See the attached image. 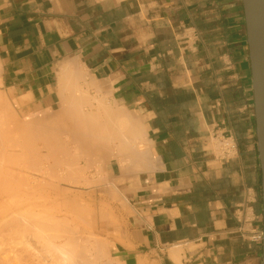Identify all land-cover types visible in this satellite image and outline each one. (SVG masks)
<instances>
[{"label": "crops", "instance_id": "obj_1", "mask_svg": "<svg viewBox=\"0 0 264 264\" xmlns=\"http://www.w3.org/2000/svg\"><path fill=\"white\" fill-rule=\"evenodd\" d=\"M0 63L24 111L102 133L87 157L117 196V264H261L241 0H0Z\"/></svg>", "mask_w": 264, "mask_h": 264}, {"label": "bare ground", "instance_id": "obj_2", "mask_svg": "<svg viewBox=\"0 0 264 264\" xmlns=\"http://www.w3.org/2000/svg\"><path fill=\"white\" fill-rule=\"evenodd\" d=\"M76 75H74V79L76 78L75 77ZM71 76H69V78L67 79V80H69L70 81V79H72L73 80V78H70ZM78 79V78H77ZM66 80V81H67ZM71 82V81H70ZM74 83H75V81H73ZM66 84H68V83H65V85ZM75 85V84H74ZM73 85V86H74ZM80 86V85H79ZM75 87V86H74ZM67 88H69L68 86H67ZM78 88V87H77ZM74 89V88H73ZM72 88L71 89H69L70 91H71V93H73V90ZM66 90H68V89H66ZM73 90V91H72ZM75 90H77V89H75ZM69 91V92H70ZM77 92H80V91H78L77 90ZM62 93V92H61ZM70 93V94H71ZM75 93V92H74ZM81 93V92H80ZM79 93V94H80ZM83 93V92H82ZM81 93V94H82ZM85 93V92H84ZM4 94V93H3ZM78 94V93H77ZM76 94V95H77ZM80 94V95H81ZM5 95V94H4ZM61 95V94H60ZM59 95V96H60ZM72 95V94H71ZM70 95V97H71V100H72V103H70L71 101H70V97H69V99H68V102L70 103H68V102H65V103H68V106L69 107H71V105L74 103H76V102H81V101H74L73 99H75V98H73L72 96H74V94L71 96ZM75 95V96H76ZM65 96V95H64ZM84 96V95H83ZM61 97H63V96H61ZM77 97H78V95H77ZM84 98V97H83ZM5 99H7V98H5ZM66 98H64V99H61V100H65ZM79 99V98H78ZM77 99V100H78ZM85 99V98H84ZM82 100V99H81ZM1 101V100H0ZM66 101V100H65ZM83 101H85V100H83ZM83 101L81 102V103H79V104H82L83 103ZM2 102V101H1ZM63 102V101H62ZM3 103V102H2ZM1 103V104H2ZM10 103V102H9ZM78 104V105H79ZM63 105H64V103H63ZM62 105V106H63ZM78 105H77V107H78ZM83 105V104H82ZM8 106V105H7ZM61 106V105H60ZM67 106V107H68ZM73 107H72V109H75L76 108V105H75V108H74V105H72ZM88 106V105H87ZM0 107H2V106H0ZM66 106H65V109H67L66 111H70V112H68V115L69 116H71V115H73L72 117H69L71 120H72V122L73 123H75V125H71L72 127H64L65 128V130L63 131L60 127V130H62L64 133L63 134H66L65 133V131L67 132H69V133H71L70 134V136H69V138H68V143H67V141H66V143H65V141L64 142H60V141H58V140H56V139H54V138H56V135L54 134L55 132H52L53 130H52V128L54 127L52 124H51V126H53V127H50V125H47V124H49L51 121H49V122H47L46 120H44L45 118L44 117H41V118H37V119H28L27 120V122L26 123H23V121H22V119H20L19 117H20V115H19V117L18 116H14V114H12V112H9L8 113V111H6V110H1V108H0V110L2 111V113L3 114H1V115H3V116H0V201H3V199L5 198L4 197V195L5 194H9V192H12L13 190L15 191V189H23L22 191H24L25 193H20V191H18L19 192V194H17L16 192L14 193V194H17V198H18V196H19V200H20V195H21V197H22V194H26L25 196H24V198L26 197V199H27V204L29 205V207L30 208H32L33 206H39V205H42V204H39L38 202H37V204H35L36 202H35V200H33V198L34 199H36V197L39 195V194H41V192H42V189H41V187L42 188H46V189H48L49 191L47 192V190H46V196L49 198L50 196H52L53 198L52 199H50V200H48L46 203H47V205L46 206H44V208H43V206H41L42 208H43V211H40V213H39V211H37L38 213H36V212H34L33 210H31V212H27V211H25L26 213L25 214H22V213H24V212H19V213H17V211L16 210H18L17 208L18 207H14V208H7V207H3V205H1L0 206V219H4V221H5V223L7 224V223H10V224H12L13 225V221L16 219V221H18L17 220V218H14L17 214H18V218L19 217H21L25 222H26V224L28 225V227L26 228V229H24L23 231H25L26 233L25 234H27L26 236L27 237H29V238H26L27 239V241L29 242H27L29 245H30V247H32L33 245V243H31V241H33L34 242V240H35V242L38 244V245H40L41 247H40V250H41V256H39L38 257V253L36 254L35 253V255H36V258L38 259V260H40V263L42 264V262L43 261H47V262H43V264H48L50 261V263L49 264H101V263H103L105 260H107V259H105L103 262H100L99 261V258H100V256H101V254H102V256L101 257H103V256H105V254H103L102 252L104 251V248H102L101 246H104V245H101L102 243H100V240L98 241V242H96V240H97V238H96V240H95V242H93V244L91 245L92 247V253H90V242L88 241V239L87 238H84V240H82V242L80 243V241H79V236L77 237V236H74V235H72V232H73V230L71 231L70 230V228L71 229H73L70 225H68V223H66V219H69V218H71V217H74L73 219H76V218H78L79 219V217L80 218H83L84 220L86 219V220H89V216H88V212H89V210H85V209H87V207H85V206H82V203H80L81 205H79V203H78V205L79 206H82L83 208H85V209H83L82 207H78V205H76V203L74 202L75 200H69V199H73V197L72 198H67L66 196L68 195V194H66V191H69L70 189L69 188H67V189H65V187L64 186H62V187H59V185H57V184H52V183H47V181L45 182V185H44V182H41V181H39L38 179V177L39 176H36V175H27V174H25V173H22L23 171H25V172H35L36 174H41L42 173V171H43V169L41 170V165H43V166H45V169H44V171H46L47 173L48 172H52L53 171V173L55 174V172L57 171V170H59V168H57V167H62L64 170H66V173L68 172V174L69 175H66V176H69V178H68V180H70L69 182H71V183H77V181H78V179L80 178H82L83 176H81V177H77V176H80V174L82 175V173H83V165L81 166L80 164V162H79V160L80 159H78V158H75V160H74V158L72 157V155H74V154H72V152H76L78 149L80 150V152L81 153H79L78 151V153H79V156L80 155H88L87 153V150H88V147L89 146H91L90 144L88 145V143H90L89 142V140L91 139V138H95V139H100L101 140V138L100 137H102L101 136V134L100 133H98L96 136H98V137H94V135H95V133H92L91 131H89V130H87L86 129V127L83 125V124H85V123H81V122H87V121H83V119H85V118H83L84 116L85 117H87L86 115H84V116H82V114L81 115H76L77 116V118L76 117H74L75 115V113L74 114H69V113H71V108H69V109H71V110H68V108H67ZM79 108V107H78ZM81 108V107H80ZM2 109H6V108H2ZM62 109V108H61ZM64 109V108H63ZM82 109V108H81ZM80 109V110H81ZM84 109V108H83ZM76 110V109H75ZM53 111V110H52ZM65 111V112H66ZM86 111V110H85ZM72 112H74V111H72ZM80 112V111H79ZM79 112L77 111V114H79ZM11 113V114H10ZM14 113V112H13ZM54 113V112H53ZM81 113H82V111H81ZM55 114V113H54ZM57 114V113H56ZM84 114V113H83ZM32 115H36V114H32ZM67 115V114H66ZM95 115V114H94ZM52 117V116H51ZM73 117L74 118H76V120L74 119V121H73ZM79 117V118H78ZM82 117V118H81ZM98 117V116H97ZM105 117V116H104ZM81 118V119H80ZM48 119V118H47ZM54 119V118H53ZM62 120H64V122H68V120H70V119H68V117H66V118H61ZM60 120V119H59ZM82 120V121H81ZM86 120V119H85ZM79 121H81V122H79ZM99 121H101V120H99ZM43 122H45V126L43 125ZM61 122V121H60ZM77 122V123H76ZM52 123H54V122H52ZM63 123V122H62ZM61 124V123H60ZM88 124V123H87ZM90 124V123H89ZM10 126H12V127H10ZM60 126V125H59ZM69 126V125H68ZM50 127V128H49ZM57 127V126H56ZM88 127V126H87ZM55 128V127H54ZM116 128V127H115ZM67 129V130H66ZM91 129V128H90ZM93 129V128H92ZM97 129V128H96ZM110 129V128H109ZM109 129H108V132H109ZM59 130V129H58ZM8 131H11V133L10 132H8ZM119 131V130H118ZM12 132H14V133H12ZM57 132H59V134L61 133L60 131H57ZM56 132V133H57ZM94 132V131H93ZM107 132V133H108ZM112 132V131H111ZM54 135H53V134ZM120 133H121V131H120ZM12 134H16L17 136H15L16 137V141H15V138H13V136H12ZM58 134V133H57ZM62 134V135H63ZM72 135V136H71ZM59 137V136H58ZM66 137V136H65ZM116 137V136H115ZM114 137V138H115ZM125 137V136H124ZM142 137H143V135H142ZM17 138H19V139H21L22 141H21V143L20 144H18V142H17ZM63 138V137H62ZM71 138V139H70ZM130 138V137H129ZM58 139V138H57ZM59 139H60V137H59ZM67 139V138H66ZM106 139V138H105ZM127 139V138H126ZM131 139V138H130ZM145 139V138H144ZM97 140H91V143H92V141H94V144H100L101 143V141L99 140V142L97 141ZM107 140V139H106ZM125 140V139H124ZM3 141V142H2ZM95 141H97V143L95 142ZM111 141V140H110ZM118 141V140H117ZM122 142V141H121ZM124 142V141H123ZM222 142L224 143V146H225V148L226 149H228L229 150V152H231V146H232V143H231V139H224V140H222ZM112 143V142H111ZM6 146H8L7 148H9V147H17L18 148V151L16 150H14V151H10L9 149H7V150H9V151H7L6 150ZM76 146H78V148H77V150H76ZM95 146V145H94ZM94 146H92V147H89V148H92V150H93V148H94ZM14 147V148H15ZM100 147H102V145L100 146ZM72 148L75 150H73L72 152H71V150H72ZM103 148V147H102ZM96 149H98V147L96 148ZM99 149H101V148H99ZM12 150V149H11ZM44 150H46L47 152V154H43L45 151ZM90 150V149H89ZM91 150V151H92ZM104 150H105V147H104ZM113 150V149H112ZM224 150V149H223ZM44 151V152H43ZM99 151V150H98ZM97 151V152H98ZM103 151V150H102ZM119 151H121V150H119ZM76 152V153H77ZM95 152V151H94ZM96 152V153H97ZM104 152V151H103ZM107 152V151H106ZM105 152V153H106ZM122 152V151H121ZM75 153V155L74 156H76V155H78V153L76 154ZM89 153H93V152H90L89 151ZM104 153V154H105ZM108 153H109V151H108ZM108 153H106V154H108ZM137 153V152H136ZM139 153V152H138ZM137 153V154H138ZM49 154V155H48ZM111 154V153H110ZM140 154V153H139ZM138 154V155H139ZM57 155H60V157L61 158H63V161H58V158L57 157H59V156H57ZM90 155V154H89ZM94 155V154H93ZM101 155H102V152H101ZM100 155V156H101ZM121 155V154H120ZM122 155H124V154H122ZM79 156H77V157H79ZM99 156V155H98ZM112 156V155H111ZM117 156V155H116ZM128 156V155H127ZM90 157V156H89ZM115 157V156H114ZM68 158V159H67ZM87 158V157H86ZM85 158V159H86ZM93 158V157H92ZM97 158V157H96ZM95 158V159H96ZM116 158V157H115ZM129 158V157H128ZM88 159V158H87ZM91 159V158H90ZM123 159V158H122ZM132 159V158H131ZM108 160V159H107ZM119 160V159H118ZM124 160V159H123ZM142 160V159H141ZM23 162V164L22 165H24L23 167H22V165H21V163H20V167H18V165H17V163L18 162ZM84 161V160H83ZM96 161V160H95ZM137 161V160H136ZM145 161V160H144ZM96 162H98V161H96ZM123 162V161H122ZM122 162H121V164H122ZM125 163H126V161H124ZM131 162V161H130ZM139 162V161H138ZM41 163V164H40ZM119 163V162H118ZM140 163V162H139ZM135 165V164H134ZM139 165V164H138ZM142 165V164H141ZM127 166V165H126ZM118 167H119V165H118ZM131 167V166H130ZM137 167V166H136ZM141 167V166H140ZM55 168H57V170L55 169ZM61 168V169H62ZM121 168V167H120ZM135 169V168H134ZM137 169V168H136ZM56 170V171H55ZM63 170V171H64ZM120 170V169H119ZM43 171V172H44ZM55 171V172H54ZM50 173H48V176L50 175ZM53 173H51V174H53ZM128 173V172H127ZM25 174V175H24ZM51 175V177L52 178H50V179H53L54 180V182H55V180H56V178H57V176H58V179L60 180V176L59 175H57V172H56V178H55V175ZM47 175V174H46ZM50 177V176H49ZM54 177V178H53ZM77 178V179H76ZM43 179V178H42ZM46 179V178H45ZM57 179V180H58ZM62 179L63 180H65V179H67V177L65 178V176L64 177H62ZM61 179V180H62ZM79 179V180H80ZM48 180V179H47ZM58 180V181H59ZM81 180H83V178L81 179ZM48 182H49V180H48ZM65 182H67L66 180H65ZM81 183V182H80ZM79 183V184H80ZM64 187V188H63ZM61 188H63L62 189V191L60 190ZM104 188V187H103ZM103 188H101V189H103ZM8 189H10V190H8ZM38 189H41V191L39 192V190ZM69 189V190H68ZM105 189V188H104ZM44 190V189H43ZM66 190V191H65ZM38 191V194H36L35 196H34V192H37ZM65 191V192H64ZM105 192V191H104ZM43 193H44V191H43ZM13 193H10V195H13V196H15ZM42 195V197H43V194H41ZM3 196V197H2ZM6 197H8V196H6ZM10 198H11V196H9ZM41 197V198H42ZM59 197L61 198L62 197V199L64 198H66V200L65 201H62V199H60L61 201H62V203L60 204V205H58V199H59ZM14 198V197H13ZM23 198V197H22ZM23 198V199H24ZM38 199L40 198V196L39 197H37ZM22 199V200H23ZM44 199V198H43ZM63 199V200H64ZM10 200V199H9ZM11 200H13V199H11ZM10 200V201H11ZM14 200H16L15 202L16 203H18V205H19V202L21 201H19V202H17V199L15 198ZM37 200V199H36ZM45 201V200H44ZM8 202V201H7ZM14 202V201H13ZM14 202V203H15ZM35 202V203H34ZM80 202V201H79ZM12 203V202H11ZM11 203H9V204H11ZM14 203H12V205L14 204ZM23 203V202H22ZM35 205H34V204ZM41 203V202H40ZM6 204H8V203H6ZM21 204V203H20ZM24 204V203H23ZM50 206H49V205ZM15 205V204H14ZM13 205V206H14ZM22 205V204H21ZM27 205V206H28ZM59 207V210L60 211H62V213L58 210V209H56V207ZM40 207V206H39ZM25 208V207H24ZM23 208V209H24ZM34 208V207H33ZM32 208V209H33ZM36 208V207H35ZM42 208H41V210H42ZM29 209V208H28ZM16 211V213H14L13 211ZM56 210V211H55ZM19 211V210H18ZM33 211V212H32ZM249 211V210H248ZM247 211V212H248ZM86 212L88 213V214H86ZM12 214V215H11ZM100 214V213H99ZM106 214V213H105ZM21 215V216H20ZM103 215V214H102ZM100 217V216H99ZM20 218V219H21ZM101 218V217H100ZM103 218V217H102ZM107 218V217H106ZM82 219V220H83ZM105 219V218H104ZM23 221V222H24ZM74 221V220H73ZM99 221H100V219H99ZM103 221V220H102ZM15 223V222H14ZM22 223V222H21ZM80 223H82L81 221H80ZM15 224H17V222L15 223ZM14 224V226H18L19 224H17V225H15ZM24 224V223H23ZM22 224V225H23ZM25 226V225H24ZM69 226H70V228H69ZM13 227V226H12ZM22 227V226H21ZM20 227V228H21ZM17 228V227H16ZM19 228V227H18ZM19 228V229H20ZM8 229V228H7ZM9 230H10V227H9ZM13 230V229H12ZM22 230V229H21ZM75 230H77V229H75L74 228V233H75ZM81 230V229H80ZM14 231H15V229H14ZM12 232V231H11ZM16 233H18V234H20V236L22 237V234L21 233H19L18 232V230L17 231H15ZM21 232V231H20ZM77 232H78V230H77ZM13 233V232H12ZM89 233V232H88ZM15 234V233H14ZM98 234V233H97ZM30 236H32L33 237V239L34 240H30ZM90 236V235H89ZM88 236V237H89ZM261 236H263V233L261 232ZM86 237V236H85ZM91 237V236H90ZM95 237H96V235H95ZM24 239V238H23ZM29 239V240H28ZM81 239V238H80ZM82 239H83V237H82ZM94 239V238H93ZM99 239V238H98ZM92 241V240H91ZM34 242V243H35ZM24 243V242H23ZM27 243H25L26 244V246L28 247V248H30L29 247V245H27ZM22 246H24L25 248H26V246L23 244ZM34 247V246H33ZM32 247V249L30 248L29 250L30 251H32L33 249H35V248H33ZM106 247V246H105ZM100 248L101 249H103L102 251L100 250ZM21 249V248H20ZM23 249V251H24V248H22ZM27 251H29L28 249H26ZM96 250H99V251H96ZM21 251V250H20ZM26 251V252H27ZM28 252V254H30V253H32V252ZM34 251V250H33ZM26 252L24 253V254H26ZM35 252V251H34ZM20 253H22V252H20ZM101 253V254H100ZM23 254V255H24ZM33 254V253H32ZM100 254V255H99ZM31 255V254H30ZM94 255V256H93ZM32 256H34V255H32ZM16 257V256H15ZM22 258V255H20L19 256V258ZM26 257H27V254H26ZM18 258V259H19ZM32 258V257H31ZM30 258V259H31ZM35 258V259H36ZM17 259V260H18ZM26 259H29V258H26ZM36 259V260H37ZM16 260V261H17ZM37 260V261H38ZM21 261V260H20ZM31 261V260H30ZM49 261V262H48ZM19 262V261H18ZM18 262H17V264H18ZM22 262V261H21ZM24 262V261H23ZM27 262V261H26ZM29 262V261H28ZM106 262V261H105ZM109 262V261H108ZM30 263H32V261L30 262ZM35 262H33L32 264H34ZM39 262H38V264H40ZM111 263V262H110ZM109 263V264H110ZM19 264H21L20 262H19ZM29 264V263H28Z\"/></svg>", "mask_w": 264, "mask_h": 264}, {"label": "rangeland", "instance_id": "obj_3", "mask_svg": "<svg viewBox=\"0 0 264 264\" xmlns=\"http://www.w3.org/2000/svg\"><path fill=\"white\" fill-rule=\"evenodd\" d=\"M0 72H1V63H0ZM5 95H4V94ZM5 98H7V99H5ZM0 100L3 102H1L0 101V106H2V107H0L1 108V110H6V111H8V113L9 112H12V114H14V116H18L19 117V115H20V119H22V121H23V123H26L27 122V120L28 119H37V118H41V117H44L45 119L44 120H46L47 122H49V121H51L49 124H47V125H50V127H53L52 128V132H55L54 134L56 135V138H54V139H56V140H58V141H60V142H64L65 141V143H66V141L68 140V138H69V136H70V134L71 133H69L68 131L66 132L65 131V133L66 134H63L64 132V130H65V128L64 127H72L71 125H75V124H70V123H68L67 121L66 122H64V120H62L61 118V116H54V115H46V116H44V115H32V114H30V113H28L26 110L24 111L23 109H22V106H21V102H20V100H18L15 96H13L11 93H8V92H6V90L4 89V88H2L1 87V85H0ZM10 102V103H9ZM2 103V104H1ZM8 105V106H7ZM2 108H6V109H2ZM0 110V116H3V115H1V114H3L2 113V111ZM14 112V113H13ZM253 113H254V109H253ZM11 114V113H10ZM52 116V117H51ZM67 116H64V118H66ZM48 118V119H47ZM54 118V119H53ZM60 119V120H59ZM61 121V122H60ZM52 122H54V123H52ZM63 122V123H62ZM61 123V124H60ZM45 124V122H43V125ZM51 124L53 125V126H51ZM46 125V124H45ZM44 125V126H45ZM60 125V126H59ZM69 125V126H68ZM57 126V127H56ZM10 127H12V126H10ZM49 127V128H50ZM63 130H60V128ZM59 129V130H58ZM67 130V129H66ZM57 131H60L61 133L59 134V132H57ZM8 132H10L11 133V131H8ZM58 134H57V133ZM12 133H14V132H12ZM53 134V133H52ZM53 134V135H54ZM63 134V135H62ZM17 136L16 134H12V136H13V138H15V141H16V137L15 136ZM60 137V139H59V137ZM66 136V137H65ZM72 136V135H71ZM63 137V138H62ZM58 138V139H57ZM67 138V139H66ZM71 139V138H70ZM253 140H254V143H255V146H256V136H255V120H254V138H253ZM21 139H19V138H17V142H18V144H20L21 143ZM69 141V140H68ZM68 141H67V143H68ZM3 142V141H2ZM89 142H91V140H89ZM212 144H213V148L217 151V153H219L220 155H222L223 156V154H221V152L223 151V149H225V146H224V143L221 141H219V139H213L212 140ZM8 146H6V150L7 149H9L10 151H18V148L17 147H9V148H7ZM90 147V146H89ZM88 147V150L89 149H91V148H89ZM77 148H78V146H76V150H77ZM231 148H232V146H231ZM12 149V150H11ZM75 149V148H74ZM73 148H72V150H71V152L74 150ZM9 150H7V151H9ZM9 151V152H10ZM14 151V152H15ZM45 151V152H44ZM43 152V154H47L48 152L46 151V150H44ZM75 151V150H74ZM79 153H81L80 152V150L78 149L77 150ZM76 151V152H77ZM90 151V150H89ZM231 151H232V149H231ZM47 152V153H46ZM75 152V153H76ZM77 152V153H78ZM233 152V151H232ZM75 153L74 152H72V154H74L75 155ZM76 153V154H77ZM79 153H78V155H76V156H74V155H72V157L74 158H78V159H80L79 160V162L81 163L80 165L82 166L83 165V173H82V175L80 174V176H77V177H81V176H83L82 178H83V180H81L80 178V180L78 179V181H77V183L75 184V183H71V182H69L70 180H68V178H69V176H66V175H69L68 174V172L66 173V170H64L62 167H57V168H59V170H57V168H55L56 170V172H57V175H59L60 177V180L58 179V176H57V178H56V172H55V174L53 173V171L51 172V173H53L54 175H55V178H56V180H55V182H54V180L53 179H50V178H52L51 177V175H53V174H51L50 172H48V173H50V177L48 176V173L46 172V171H44V169H45V166H43V165H41V170L43 169V171H42V173L41 174H36L35 172H25V171H23L22 173H25V174H29L30 176L33 174V175H36V176H39L38 178V180L39 181H41V182H44V185H45V182L47 181V183H52V184H57V185H59V187H62V186H64L65 187V189H67V188H69L68 190L69 191H66V194H68L66 197L67 198H72L73 197V199H69V200H75L74 202L76 203V205H78V203H79V205H81L80 203H82V206H85V207H87V209H85V208H83L82 206H79L78 205V207L80 208V207H82L83 209H85L86 211L87 210H89V214L86 212V214H88V218H89V220H84L83 218H80L79 217V219L78 218H76V219H73L74 217H71V218H69V219H66V223H68V225H70L73 229H71L70 228V226H69V228H70V230L72 231L73 230V232H72V235H74V236H79V241H80V243L82 242V240H84V238H87L88 239V241L90 242V253H92V244H93V242H95V240H96V238H97V240H96V242H98L99 240H100V243H102L101 245H104V246H101L102 248H104V251L102 252L103 254H105V256H103V257H101L102 256V254H101V256H100V258H99V261L100 262H103L105 259H107V260H105L103 263H101V264H109L110 262V264H117L116 262H115V260H114V258L112 257V254H111V250H110V244H111V242H110V238H111V236H112V233L114 232V230L116 229V225H117V221H116V218H115V215H114V213H112V209L117 205L116 203L117 202H115V199L117 198V196L116 195H114V194H107L106 192H104L101 188H102V179H101V174H102V164H100V163H96V164H90V162L88 161L89 159H90V157H87L86 155L84 156V155H80L79 156ZM49 155V154H48ZM230 155H231V153H230ZM256 155H257V149H256ZM57 156H59V157H57L58 158V161L60 160V161H63V158H61L60 157V155H57ZM77 156H79V157H77ZM90 156V155H89ZM88 159H87V158ZM75 158H74V160H75ZM86 158V159H85ZM68 159V158H67ZM257 159H258V157H257ZM84 160V161H83ZM20 163H21V165L23 164V162L21 161V162H18L17 163V165H18V167H20ZM41 164V163H40ZM24 165H22V167H23ZM62 168V169H61ZM64 170V171H63ZM257 171H258V205L260 206V208H261V198H260V183H259V173H260V169H259V161H258V169H257ZM24 174V175H25ZM47 174V175H46ZM28 175V176H29ZM32 175V176H33ZM65 176V178L67 177V179H65L67 182H65V180H63L62 179V177H64ZM43 178V179H42ZM46 178V179H45ZM54 178V177H53ZM49 180V182H48V180ZM59 181H58V180ZM62 179V180H61ZM77 179V178H76ZM46 180V181H45ZM81 182V183H80ZM80 183V184H79ZM63 187V188H64ZM63 188H61L60 190L62 191V189ZM41 189H42V192H41V194H43V197H42V195L41 194H39L37 197H39L40 196V198L38 199L37 197H36V199H34L33 198V200H35V204H37V202L39 203V204H42V205H39V206H33L32 208H30L29 207V205L27 204V199H26V197L24 198V196L26 195V194H22V197L24 198H22L21 197V195H20V200H19V196H18V198L16 197L17 196V194H19V192L18 191H20L21 189H15V191L13 190L12 192H9V194H5L4 195V199H3V201H0V206L1 205H3V207H7V208H14V207H18L17 209L19 210H16L17 211V213H19V212H24V213H22V214H25L26 212L25 211H27L28 213L29 212H31V210H35L34 212H36V213H38L37 211H39V213H40V211H43V208H44V206H46L47 205V201L48 200H50V199H52L53 197L52 196H50L49 198L46 196V190H47V192L49 191L48 189H46V188H42L41 187ZM41 189H38L39 190V192L41 191ZM44 189V190H43ZM46 189V190H45ZM8 190H10V189H8ZM23 190V189H22ZM20 191V193H25L24 191ZM43 191H44V193H43ZM64 191V192H65ZM17 193V194H14V193ZM10 193H13L15 196H13V195H10ZM36 194H38V191L37 192H34V196L36 195ZM24 195V196H23ZM6 196H8V197H6ZM9 196H11V198L9 197ZM3 197V196H2ZM14 197V198H13ZM42 197V198H41ZM1 198V197H0ZM17 199V202H19V205H18V203H16L15 201L16 200H14V199ZM44 198V199H43ZM11 199H13V200H10ZM23 199V200H22ZM60 199H62V197L60 198L59 197V199H58V205H60L61 203H62V201H65L66 200V198L63 200L62 199V201L60 200ZM45 200V201H44ZM110 200H111V203H113V204H111V205H113V207H110V205H109V202H110ZM8 201V202H7ZM15 203H14V202ZM80 201V202H79ZM14 203L13 205H12V203ZM24 204H23V203ZM41 202V203H40ZM6 203H8V204H6ZM9 203H11V204H9ZM22 205H21V204ZM33 203V204H34ZM34 204V205H35ZM28 205V206H27ZM44 205V206H43ZM49 205V204H48ZM41 206H43V208L41 207ZM50 206V205H49ZM25 207V208H24ZM36 207V208H35ZM24 208V209H23ZM29 208V209H28ZM41 208H42V210H41ZM45 209V208H44ZM56 209H58L59 210V207L57 206L56 207ZM16 211L14 210L13 212L14 213H16ZM32 211V212H33ZM56 211V210H55ZM60 211V210H59ZM61 213H62V211H60ZM100 213V214H99ZM106 213V214H105ZM20 214V213H19ZM103 214V215H102ZM12 215V214H11ZM21 216V215H20ZM101 218H100V217ZM103 217V218H102ZM107 217V218H106ZM14 218H17V220L18 221H16V219L13 221V225L12 224H10V223H5V221H4V219H0V264H17V262L19 261L21 264H32L33 262H35L34 264H38V262L40 263V260H38L37 258L39 257V256H41V250H40V245H38L36 242H35V240L33 239V237L32 236H30V240H34V242L33 241H31V243H33L32 245L34 246H32L33 248H35V249H33L32 251H30L29 249L31 248L32 249V247H30V245L28 244L29 242L27 241V239L26 238H29V237H27L28 235L27 234H25L26 232L25 231H23L24 229H26L27 227H28V225L26 224V222L21 218V217H19L18 218V214L14 217ZM21 218V219H20ZM105 218V219H104ZM83 219V220H82ZM99 219H100V221H99ZM74 220V221H73ZM103 220V221H102ZM24 221V222H23ZM80 221L82 222V223H80ZM17 222V224H19L18 226H14V224ZM22 222V223H21ZM262 222V221H261ZM24 223V224H23ZM17 224H15V225H17ZM23 224V225H22ZM25 225V226H24ZM13 226V227H12ZM22 226V227H21ZM27 226V227H26ZM9 227H10V230H9ZM17 227V228H16ZM20 229H19V228ZM8 228V229H7ZM24 228V229H23ZM74 228L75 229H77L78 230V232H77V230H75V233H74ZM13 229V230H12ZM14 229H15V231H17L18 230V232L19 233H21L22 234V237L20 236V234H18V233H16L15 231H14ZM22 229V230H21ZM81 229V230H80ZM13 233H12V232ZM21 231V232H20ZM260 232H262V223H261V229L259 230ZM89 232V233H88ZM15 233V234H14ZM98 233V234H97ZM27 235V236H26ZM91 237H90V236ZM95 235H96V237H95ZM86 236V237H85ZM89 236V237H88ZM82 237H83V239H82ZM24 238V239H23ZM81 238V239H80ZM94 238V239H93ZM99 238V239H98ZM29 240V239H28ZM92 240V241H91ZM24 242V243H23ZM28 242V243H27ZM259 242H261L262 243V236H261V240L259 241ZM25 243H27V245H29V247L30 248H28L27 246H26V244ZM92 243V244H91ZM25 245L26 246V248L24 247V246H22V245ZM106 246V247H105ZM21 248V249H20ZM22 248H24V251H23V249ZM26 249H28L30 252H32V253H30V254H28V252L29 251H27ZM92 249V250H91ZM21 250V251H20ZM100 250L102 251L103 249H101L100 248ZM27 251V252H26ZM96 251H99V250H96ZM20 252H22V253H20ZM26 252V254H27V257H26V254H24ZM100 252V251H99ZM35 253L38 255V257L36 258V255H35ZM24 254V255H23ZM99 254V255H100ZM261 254H262V249H261ZM20 255H22V258L20 257L19 258V256ZM32 255H34V256H32ZM16 256V257H15ZM94 256V255H93ZM32 257V258H31ZM19 258V259H18ZM26 258H29V259H26ZM31 258V259H30ZM38 260H36V259ZM18 259V260H17ZM17 260V261H16ZM22 262H21V261ZM32 261V263H30L31 261ZM24 261V262H23ZM27 261V262H26ZM29 261V262H28ZM109 261V262H108ZM19 262H18V264H19ZM43 262H47V261H43ZM43 262H42V264H43ZM49 262V261H48ZM51 262V261H50ZM49 262V263H50ZM48 263V264H49ZM41 264V263H40ZM47 264V263H46ZM54 264V263H53Z\"/></svg>", "mask_w": 264, "mask_h": 264}, {"label": "water", "instance_id": "obj_4", "mask_svg": "<svg viewBox=\"0 0 264 264\" xmlns=\"http://www.w3.org/2000/svg\"><path fill=\"white\" fill-rule=\"evenodd\" d=\"M251 72L262 212L261 264H264V0H241Z\"/></svg>", "mask_w": 264, "mask_h": 264}, {"label": "built area", "instance_id": "obj_5", "mask_svg": "<svg viewBox=\"0 0 264 264\" xmlns=\"http://www.w3.org/2000/svg\"><path fill=\"white\" fill-rule=\"evenodd\" d=\"M225 139H226V138H225ZM231 143H232V140H231ZM232 145H233L234 148H235L234 143H232ZM222 152H224V153H223V157H230V152H229L228 149L225 148ZM253 239H254V240H257V241H260V240H261V232H260V231L255 232V234L253 235Z\"/></svg>", "mask_w": 264, "mask_h": 264}, {"label": "trees", "instance_id": "obj_6", "mask_svg": "<svg viewBox=\"0 0 264 264\" xmlns=\"http://www.w3.org/2000/svg\"><path fill=\"white\" fill-rule=\"evenodd\" d=\"M259 183H260V173H259ZM260 185V184H259Z\"/></svg>", "mask_w": 264, "mask_h": 264}]
</instances>
